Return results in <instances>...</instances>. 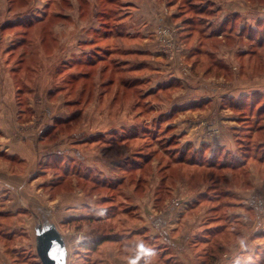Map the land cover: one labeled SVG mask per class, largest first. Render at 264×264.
I'll use <instances>...</instances> for the list:
<instances>
[{
  "label": "rangeland",
  "instance_id": "obj_1",
  "mask_svg": "<svg viewBox=\"0 0 264 264\" xmlns=\"http://www.w3.org/2000/svg\"><path fill=\"white\" fill-rule=\"evenodd\" d=\"M161 1L150 65L108 49L135 36L116 37L127 0H0L9 136L66 159L40 173L45 147L26 165L1 151L0 264H40L41 214L67 264H129L141 245L147 264H264V0ZM175 230L182 247L165 251Z\"/></svg>",
  "mask_w": 264,
  "mask_h": 264
},
{
  "label": "crops",
  "instance_id": "obj_2",
  "mask_svg": "<svg viewBox=\"0 0 264 264\" xmlns=\"http://www.w3.org/2000/svg\"><path fill=\"white\" fill-rule=\"evenodd\" d=\"M160 1H158V0H127V3L129 4V8L126 11L127 13L125 14L124 17L120 18L119 21H117V23H116V24H118L117 26L124 25V28H122L123 31H119V33H116V37L121 38V35L125 34V32L127 34H133L135 36L132 39L130 46L128 45L129 47H127V49L124 46L125 43L124 44L121 43V45L119 47L117 46L116 48L108 47V49L113 48L114 50L116 49V50H121V51L131 50L128 55L139 56L141 58L140 59L141 62H143L144 64L149 63L150 65H152L153 62H157V60L159 58L163 57L162 55L163 54L165 55V53H163L162 51H158L152 45L156 40L155 39L156 33L160 27V25H157L158 23H156V22H158L157 19L161 20L162 18H164V15L167 16L170 13V12H168L169 9L167 8V6L164 5V3H161L162 1L161 2ZM48 4H49L48 0H46L45 5L47 6ZM164 8L166 10L163 12ZM11 10L12 9L8 7L7 12L8 11L10 12ZM59 14H60L59 12H56L55 14H52V15L57 17V16H59ZM63 15H64V13H62V16ZM35 16H38V17L37 18L33 17L35 19L34 22H32L33 19H30L31 20V21H29L30 23H34V24L43 23L40 21L43 19V15L41 17H39V15H35ZM19 17H21V16H19ZM64 17H66V16H64ZM23 18H25V17H23ZM20 20L21 19H16L15 21H7L6 24H8V23L15 24V23L20 22ZM168 25L169 24H163L164 27H166ZM94 28L96 31L99 29V27H97V26L96 27L94 26ZM111 31L114 32L113 29ZM107 33H109V32H106L105 35H103V36H106ZM113 34H115V33H113ZM92 36L90 37L87 34L86 38H89V40H90L92 38ZM106 37H109V36H106ZM75 46H77V45H75ZM103 46H102V48H105V46L104 47ZM62 47H63L62 48L63 51H69V49L70 50L72 49V47H70V48L67 47V42H66V44H63ZM75 48L77 50V47H75ZM4 53H6V52H4ZM72 53L76 54L77 52L73 51ZM72 53H70V54H72ZM124 59H127V58L124 57ZM40 60H42V61L48 60V58L46 57V52L42 51V53L40 55ZM7 61L8 60L6 59L5 62H7ZM0 63H1V66H4L2 64V61ZM4 71H5V67H4ZM1 82H3L5 85H7L8 83H11V87H12L13 86V79L11 78L10 73L4 72L3 74H1L0 75V84H1ZM1 86L2 85H0V87ZM11 103H12V100L10 99L9 96L5 97L3 101L0 99V133H2V134H0V155H1V151H4L7 154V156H9V158H12L14 156H19L20 157L19 160L21 161V164L26 165V163H28V162L32 163L33 160H35L34 153L36 152V150H37V153H39L38 151L40 150V148L45 147L46 149H44L43 158H42L41 162L38 163L39 167H37L38 168L37 172H40V173H45V169H47L46 165L51 164L55 158H58V160H63V161L66 160L64 157L59 158V156L57 155L58 152H55V151H57L56 149H53V151H48L50 146L45 144L44 140L42 138L37 140V142H33V141L29 140L28 138H23V139H21V141L18 142L9 136V131L12 130L13 122H12V120H11V122L8 121L9 115L7 113H9L11 115V113L13 112V108H11L9 110L11 112H8L6 110V108ZM58 118H61V119H58L59 123H66L69 120V118H71V117H68V118L63 117L62 118L60 116ZM59 123H57V124H59ZM55 124L50 123L46 127L45 130H47L49 127H51V128H52V126L54 127ZM2 130L4 132H1ZM3 139L4 140L6 139V141H3ZM59 140H61V139H59ZM18 143H20V145ZM58 143H61V142L59 141ZM74 146H77V145L75 144ZM73 148H74V151H77V147H73ZM17 149H19V150H17ZM58 151H60V150H58ZM62 166H65V165L63 164ZM66 168L67 167L65 166V169ZM7 174H10L11 176L17 177V176H21L19 174H22V173L8 171ZM38 176H40V174H38ZM42 184L45 187H47L48 185L54 186V184H57V183H53V181L46 180V181L42 182L40 185H42ZM27 185L35 187V185H30V183ZM33 232H34V227H33ZM161 237H162V239H164L165 245L167 246V247H163L165 251H168L171 249L173 250V248L174 249H176V248L181 249L180 247H182V245H178L176 242H174V240H177L179 238V234L177 233V230H175L172 233V235H170L169 239L164 237V236H161ZM153 238L160 240L159 237L153 236ZM171 239L173 241H170ZM139 247H141V248H139ZM139 247L137 249V253H134V256H133V260H134V257H137V258H135V259H137L136 261L131 260L133 253L128 252V257H127L128 259H126V261L129 264H141L142 261L146 262L143 264H147L149 262L148 260L151 257L147 253L145 245H141ZM180 251H182V250H180ZM188 252H189V255L191 256L190 250H188ZM186 259L188 261L187 263L190 264L191 261H189L188 258H186Z\"/></svg>",
  "mask_w": 264,
  "mask_h": 264
},
{
  "label": "water",
  "instance_id": "obj_3",
  "mask_svg": "<svg viewBox=\"0 0 264 264\" xmlns=\"http://www.w3.org/2000/svg\"><path fill=\"white\" fill-rule=\"evenodd\" d=\"M34 247L40 264H67L68 250L63 234L46 216H35Z\"/></svg>",
  "mask_w": 264,
  "mask_h": 264
},
{
  "label": "trees",
  "instance_id": "obj_4",
  "mask_svg": "<svg viewBox=\"0 0 264 264\" xmlns=\"http://www.w3.org/2000/svg\"><path fill=\"white\" fill-rule=\"evenodd\" d=\"M164 2H166V1H164ZM165 4H166V3H165ZM168 5H170V4L168 3ZM205 9H206V8H203V7H202V8L200 9V11H201V12H204ZM211 12H212V8H211ZM29 24H30V23H29ZM107 236H108V237H107ZM107 236H106V237H100V238H98V239L96 240V242L93 244L92 247H96L101 241H104V240H106V239L109 241L110 238L112 239V237H110V235H107Z\"/></svg>",
  "mask_w": 264,
  "mask_h": 264
},
{
  "label": "built area",
  "instance_id": "obj_5",
  "mask_svg": "<svg viewBox=\"0 0 264 264\" xmlns=\"http://www.w3.org/2000/svg\"><path fill=\"white\" fill-rule=\"evenodd\" d=\"M161 28H162V26H160L159 30H161ZM159 33H160V31H159ZM160 34H161V33H160ZM161 40H162V38H161Z\"/></svg>",
  "mask_w": 264,
  "mask_h": 264
}]
</instances>
